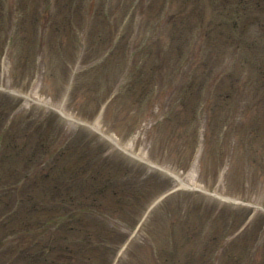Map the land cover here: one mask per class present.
Listing matches in <instances>:
<instances>
[{
  "label": "rangeland",
  "instance_id": "rangeland-1",
  "mask_svg": "<svg viewBox=\"0 0 264 264\" xmlns=\"http://www.w3.org/2000/svg\"><path fill=\"white\" fill-rule=\"evenodd\" d=\"M137 1L0 0V188L54 209L48 220H73L88 205L84 216L107 231L82 221L98 239L87 246L111 241L114 264H227L244 255L264 264V210L222 205L226 197L264 207V0H167L162 25ZM222 21L231 30L221 45ZM225 64L241 70L229 91L217 88ZM190 84L213 99L210 126L230 123L233 134L218 137L224 124L207 141L196 135L201 112L179 111L181 96L182 106L194 104ZM71 160L95 163L96 174L77 179ZM106 180L116 187L94 194ZM66 198L75 205L68 216L56 207Z\"/></svg>",
  "mask_w": 264,
  "mask_h": 264
},
{
  "label": "trees",
  "instance_id": "trees-1",
  "mask_svg": "<svg viewBox=\"0 0 264 264\" xmlns=\"http://www.w3.org/2000/svg\"><path fill=\"white\" fill-rule=\"evenodd\" d=\"M159 3L162 0H157ZM188 0H181V2H187ZM237 2H242V0H237ZM159 10V7H157ZM151 13V12H150ZM194 13H196L194 11ZM197 17V13L195 14ZM187 16L193 18L192 13L188 12ZM200 16L202 18V13L200 12ZM203 19V18H202ZM184 24H188L193 27L195 24V20L184 21ZM218 28L216 27V42L222 45V42L225 40V36L223 32H226V39L229 40V25L228 23H218ZM190 29H187V31ZM224 37V40H223ZM163 61V60H162ZM161 61V62H162ZM164 66V63H161ZM164 68H166L164 66ZM229 70H226L225 74L222 78L227 79V83L219 84L217 88L224 89L225 91H229L231 84H229L230 77ZM148 82L147 79H143V84ZM218 90V89H217ZM212 98H207L204 104V110L207 116H214L216 111L211 105ZM223 108V107H218ZM181 113L187 112V107L179 110ZM220 113V112H219ZM16 148V147H15ZM14 148V149H15ZM73 152H71L72 154ZM75 162V161H74ZM95 164V163H94ZM94 164L87 166L82 162H75L71 165L67 166L70 168H77V179H82L87 174L95 175L96 168ZM74 165V166H73ZM66 170V166L62 168ZM37 172L29 174V176L36 179ZM94 171V172H93ZM44 178V176H43ZM4 183H10L9 180H5ZM116 187L115 183H111L107 181L102 183L98 189L94 190V194H103L105 190H111ZM7 188V187H5ZM50 193H52L50 191ZM27 194H23L22 191L16 189L14 187H10L8 189L0 188V214L3 212L6 213L8 211L15 212L14 215L5 216L0 220V240L4 239V242L0 241V249L3 245L5 251H0V264H110L113 258L114 250L112 244L106 241L103 237L101 238V243L106 245L104 248L103 245H95L93 248H88V244L92 241H97L98 239L92 238L89 232H93L92 230H88L85 226L82 225V221L85 223H92L95 221V225H98L99 229L103 231H107V228L101 227L99 225V219L92 217L84 216L85 212L88 211V205L86 210L83 211L82 215H73V220L65 217V220L62 221L60 217L57 219L48 220V217H53L52 214L46 215V213H51L54 209L46 208V211H43L41 207L35 205V201L37 200L33 197L32 202H28L26 200ZM52 197V196H51ZM62 198V197H60ZM91 203H96L92 202ZM62 204V201L60 203ZM60 209L62 213L64 210L66 211V216L70 215L73 211L75 205L73 201L66 198V202L64 206H56ZM16 210V211H15ZM47 221V222H45ZM98 221V222H97ZM79 225V226H78ZM47 226L52 227L54 230L50 229V232H47ZM97 227V226H95ZM80 228L82 230L80 231ZM80 232L79 236L74 235L73 232ZM57 234V236H56ZM59 239V240H58ZM46 249L43 254V250ZM42 250V251H40ZM228 256H230L228 254ZM231 257V256H230ZM245 259L236 260L234 257H231V262L227 264H262L260 261L256 262L248 259L247 255H244ZM221 264V263H219Z\"/></svg>",
  "mask_w": 264,
  "mask_h": 264
}]
</instances>
